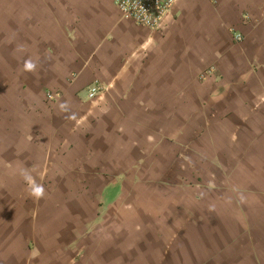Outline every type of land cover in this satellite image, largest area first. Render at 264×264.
<instances>
[{"label":"crops","instance_id":"crops-1","mask_svg":"<svg viewBox=\"0 0 264 264\" xmlns=\"http://www.w3.org/2000/svg\"><path fill=\"white\" fill-rule=\"evenodd\" d=\"M0 264H264V0H0Z\"/></svg>","mask_w":264,"mask_h":264},{"label":"built area","instance_id":"built-area-1","mask_svg":"<svg viewBox=\"0 0 264 264\" xmlns=\"http://www.w3.org/2000/svg\"><path fill=\"white\" fill-rule=\"evenodd\" d=\"M113 2L124 18L150 31H157L171 13L175 0H113ZM102 89V86L94 81L87 88V94L94 96Z\"/></svg>","mask_w":264,"mask_h":264},{"label":"clouds","instance_id":"clouds-1","mask_svg":"<svg viewBox=\"0 0 264 264\" xmlns=\"http://www.w3.org/2000/svg\"><path fill=\"white\" fill-rule=\"evenodd\" d=\"M36 65L29 61H26L24 64V68L26 71H33L35 69ZM24 178L26 180V182L28 183L29 186V191H30V195L35 198V199H41L43 198L44 194H45V189L42 185L37 184L33 178L31 177V175L25 173L24 174Z\"/></svg>","mask_w":264,"mask_h":264}]
</instances>
